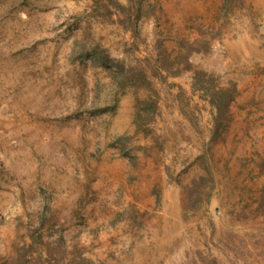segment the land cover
Returning a JSON list of instances; mask_svg holds the SVG:
<instances>
[{"label": "rangeland", "instance_id": "1", "mask_svg": "<svg viewBox=\"0 0 264 264\" xmlns=\"http://www.w3.org/2000/svg\"><path fill=\"white\" fill-rule=\"evenodd\" d=\"M0 264H264V0H0Z\"/></svg>", "mask_w": 264, "mask_h": 264}, {"label": "trees", "instance_id": "2", "mask_svg": "<svg viewBox=\"0 0 264 264\" xmlns=\"http://www.w3.org/2000/svg\"><path fill=\"white\" fill-rule=\"evenodd\" d=\"M123 8V7H121ZM129 28L131 30H133L134 25L133 23L130 21L129 23ZM93 53H88L86 51L85 55H88L91 60L93 61V63L97 64L98 66H102L103 68H113L115 70V73L118 76H121V71L123 70V67L121 65L120 60H116L115 58L110 57L109 55H107L106 53H104V50L101 49H92Z\"/></svg>", "mask_w": 264, "mask_h": 264}]
</instances>
